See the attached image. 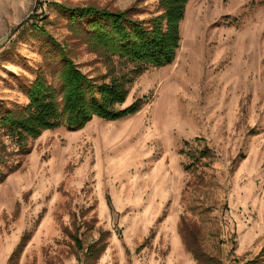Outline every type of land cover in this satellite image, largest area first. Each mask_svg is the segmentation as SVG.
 I'll use <instances>...</instances> for the list:
<instances>
[{"label":"rangeland","instance_id":"374dc122","mask_svg":"<svg viewBox=\"0 0 264 264\" xmlns=\"http://www.w3.org/2000/svg\"><path fill=\"white\" fill-rule=\"evenodd\" d=\"M59 4L159 13V0H0V108L26 106L44 67L33 22L83 73H106ZM181 35L173 64L129 86L138 113L46 131L0 168V264H264V0H189ZM1 143L13 148L0 127Z\"/></svg>","mask_w":264,"mask_h":264},{"label":"trees","instance_id":"16d2710c","mask_svg":"<svg viewBox=\"0 0 264 264\" xmlns=\"http://www.w3.org/2000/svg\"><path fill=\"white\" fill-rule=\"evenodd\" d=\"M189 0H159V13L138 19L132 9L116 10L96 5H57L106 68L101 78L83 73L43 25L33 22V33L47 37L44 67L27 88L29 103L20 109L0 108V127L11 139L1 143L0 168L14 171L30 152L28 142L44 132L66 127L80 130L94 118L117 121L135 115L144 106L141 98L125 106L129 86L150 67L171 65L182 45L181 25ZM23 23L19 29L26 30ZM52 76V77H51ZM56 80L54 82L53 80ZM201 154L206 157L205 150ZM0 182L5 174L0 173Z\"/></svg>","mask_w":264,"mask_h":264}]
</instances>
